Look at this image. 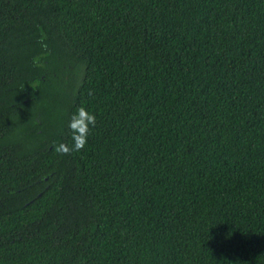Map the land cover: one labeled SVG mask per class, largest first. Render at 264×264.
<instances>
[{"label": "trees", "instance_id": "trees-1", "mask_svg": "<svg viewBox=\"0 0 264 264\" xmlns=\"http://www.w3.org/2000/svg\"><path fill=\"white\" fill-rule=\"evenodd\" d=\"M0 264H264V0H0Z\"/></svg>", "mask_w": 264, "mask_h": 264}, {"label": "clouds", "instance_id": "clouds-1", "mask_svg": "<svg viewBox=\"0 0 264 264\" xmlns=\"http://www.w3.org/2000/svg\"><path fill=\"white\" fill-rule=\"evenodd\" d=\"M89 94L91 95V93ZM95 126L96 116L84 106L77 108L75 114L71 116L68 125L72 144L60 143L54 147V151L60 155H70L73 152L83 150L87 144L90 130Z\"/></svg>", "mask_w": 264, "mask_h": 264}]
</instances>
